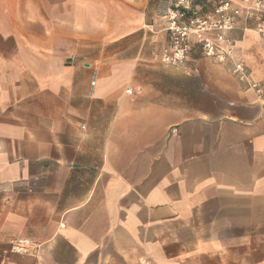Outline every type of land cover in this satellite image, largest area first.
<instances>
[{
    "label": "crops",
    "instance_id": "0c3cea01",
    "mask_svg": "<svg viewBox=\"0 0 264 264\" xmlns=\"http://www.w3.org/2000/svg\"><path fill=\"white\" fill-rule=\"evenodd\" d=\"M168 6L0 0V247L41 246L0 264H264V39L231 33L261 94L166 66Z\"/></svg>",
    "mask_w": 264,
    "mask_h": 264
},
{
    "label": "built area",
    "instance_id": "2783aa9c",
    "mask_svg": "<svg viewBox=\"0 0 264 264\" xmlns=\"http://www.w3.org/2000/svg\"><path fill=\"white\" fill-rule=\"evenodd\" d=\"M166 1L169 44L161 53L164 65L184 67L196 44L205 57L229 66L234 77L261 94L259 85L251 81L245 64L236 55L231 33L254 32L264 39V0ZM0 252L38 258L41 246L31 238L19 237L10 241L8 249L0 247Z\"/></svg>",
    "mask_w": 264,
    "mask_h": 264
},
{
    "label": "rangeland",
    "instance_id": "374dc122",
    "mask_svg": "<svg viewBox=\"0 0 264 264\" xmlns=\"http://www.w3.org/2000/svg\"><path fill=\"white\" fill-rule=\"evenodd\" d=\"M163 75L166 76L168 88H171V89L174 88L175 82L177 80H178V83H182V82L186 81V79H187V78H184L183 76L178 75L177 72L169 71V70L164 71ZM176 77H180V78L177 79ZM183 85L185 86V84H183Z\"/></svg>",
    "mask_w": 264,
    "mask_h": 264
}]
</instances>
